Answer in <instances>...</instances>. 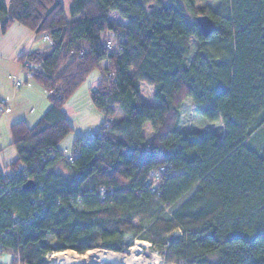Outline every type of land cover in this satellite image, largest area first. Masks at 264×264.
Listing matches in <instances>:
<instances>
[{
	"label": "trees",
	"instance_id": "16d2710c",
	"mask_svg": "<svg viewBox=\"0 0 264 264\" xmlns=\"http://www.w3.org/2000/svg\"><path fill=\"white\" fill-rule=\"evenodd\" d=\"M148 2L73 0L69 20L61 0H0V31L17 23L49 40L18 60L50 107L32 126L9 127L16 159L0 170L9 264L120 254L136 239L175 264H264V141L249 145L264 133V0ZM201 14L215 25L207 38ZM96 69L90 102L103 122L93 139L76 137L71 161L59 150L74 129L64 108ZM142 84L158 106L141 100ZM188 100L222 133L182 131Z\"/></svg>",
	"mask_w": 264,
	"mask_h": 264
},
{
	"label": "rangeland",
	"instance_id": "374dc122",
	"mask_svg": "<svg viewBox=\"0 0 264 264\" xmlns=\"http://www.w3.org/2000/svg\"><path fill=\"white\" fill-rule=\"evenodd\" d=\"M73 0H61L62 6L64 7V12H65V16L66 18H68L69 20H72L73 17H71L70 15V5L72 3ZM156 0H149L148 3H155ZM161 1H165L168 2L170 0H161ZM217 6H219V3H212L210 4V7L212 10H215L217 8ZM222 4L220 5V8L222 9ZM110 18L111 20L118 26H122L123 28L126 27V22L124 20H122L121 18L119 19V17L117 15H115L114 13L110 14ZM41 40H43V42H49L48 38L43 37ZM21 72L24 73L22 74V78H15L12 79V83L11 84V93L13 96H15V101L14 103H12V105H9V100H4L1 99L2 101L5 102V107L2 109L3 111L0 112V167H1V171L3 172L4 175H8L10 173L9 169H6L8 164L12 163L15 161L16 159V150L14 149V147L10 144L11 139H10V123L8 121V123L5 124L2 123V121L10 118V116L14 115L16 112V109H19V111H22L25 113V116L30 115L31 113L34 112H38V110L40 109V107L42 106L43 103L48 102V98H47V94H45L43 88L40 86L39 83L35 82L32 79V75L31 73H28V71H26L25 69H22L21 66ZM1 76H4L6 74H9L7 72L4 71H0ZM102 77V71L101 70H94L90 76L87 78V80L82 83L80 85V87L77 88V90L74 92V97L72 96L70 98V100L66 103L65 108L68 106V104H70V108L68 110V113H66L68 115V118L71 120V123L74 127L73 131L71 132V134H69L65 139H63L61 141L62 147L65 146L67 140L73 138L75 139L76 136L79 137H90V134H93L95 132L98 131L99 127H100V123L103 122V116L102 114L94 107V105L90 102V91L91 89H93L99 80H101ZM21 81V84L19 83V81ZM24 80L27 82L25 83ZM94 83L93 87L92 83ZM13 85V87H12ZM29 87H36L38 88L37 92L39 95H36V99L38 98V104H34L31 103V100L26 97L25 99H19L17 100V98H19L21 95H17L20 92H24L26 90V88ZM141 100H143L144 103L156 107L160 104V102L158 100L154 99V90L152 88H150L149 86H147L146 84H142L141 85ZM16 94V95H15ZM44 100V102H43ZM11 107V108H10ZM8 108V110L6 111L5 109ZM64 108V110H65ZM181 117H180V124H179V128L182 131L185 132H200V131H205V130H211L213 129V131H215L218 134L222 133L221 126L219 124H208V122L203 119L200 115H197L193 109V105L192 102L190 100H188V102H186L185 104L182 105L181 107ZM11 110V112H10ZM122 113H118L115 120H118L119 118H121ZM31 124V123H30ZM33 124V123H32ZM143 132L144 135L146 137V139L148 141L151 140L152 136H153V132L151 130L150 124L146 123L143 127ZM259 137L261 138L262 141H264V133H261L259 135H256L254 138V140L249 142V145L251 146V144H255L256 141L259 140ZM61 144L59 145V147L61 146ZM74 149V146L72 145V148L70 150H68L70 152H72V150ZM6 165V167H4ZM132 247H136L138 249V253L135 255L138 262H140V264H150L151 260L154 257L158 258L159 264H175V262H173L172 260H170L168 257H166L164 254L162 255L161 252H159L158 250H156L155 248L151 247V245L144 241V240H132L129 243V247L123 252L120 253L121 255H126L128 257H131V255L129 254L128 250ZM99 250L102 251H106L103 249L98 248ZM98 249H94V250H88V251H95ZM69 252H55L52 253L48 256L47 258V262L48 264H55L54 262V256H60V254H65V255H69L71 257H77V255L79 256H84L87 253L85 252V254H78L75 253L71 250H68ZM109 252V251H107ZM92 253V252H91ZM116 253V252H115ZM119 254V253H117ZM119 254V255H120ZM87 257V256H85ZM11 258L6 255V254H2L0 256V263L2 264V262H6L7 264H9V260ZM53 261V262H52Z\"/></svg>",
	"mask_w": 264,
	"mask_h": 264
},
{
	"label": "crops",
	"instance_id": "0c3cea01",
	"mask_svg": "<svg viewBox=\"0 0 264 264\" xmlns=\"http://www.w3.org/2000/svg\"><path fill=\"white\" fill-rule=\"evenodd\" d=\"M0 27H1V21H0ZM46 46H47V42L44 43L43 40L37 39L30 30L17 23H13L12 26L5 33L0 31V71L5 70V72L9 73L4 76H1L0 74V100L1 99L9 100V101L11 100L9 102L10 106L12 105V103L16 102L15 101L16 97L13 96L11 93V84H13L12 79L18 77L22 78L21 76L22 74H24L21 72V64L18 62L19 58L21 56H24L25 54L35 52L36 50H43L46 48ZM24 82L26 83L27 80L26 81L24 80ZM94 83L95 82L92 83L91 87H93ZM37 90L38 88L34 86L29 87L28 85V88H26L24 92H20L17 94V95H21L19 98H17V100L23 98L25 99L26 97H28L31 100V103H33V105L38 104L39 99L35 98L36 95H39ZM69 105L70 104H68V106L65 108L66 113H68V110L70 108ZM49 107H50L49 102H45L42 104L38 112L31 113L30 115L27 116H25L24 112L19 111V109H16L15 114L10 116L9 120L6 119L2 121V123H4L6 126L8 121L13 124L19 120H24L27 123V125L32 126L42 117V115L48 110ZM69 121L71 123L70 119ZM75 139L71 138L67 140L65 146L63 147L61 144L59 150L62 152H69L68 150L72 148ZM4 167H6V165Z\"/></svg>",
	"mask_w": 264,
	"mask_h": 264
},
{
	"label": "bare ground",
	"instance_id": "6f19581e",
	"mask_svg": "<svg viewBox=\"0 0 264 264\" xmlns=\"http://www.w3.org/2000/svg\"><path fill=\"white\" fill-rule=\"evenodd\" d=\"M92 253L85 256L71 257L69 255L60 254V256H54L55 264H140L136 258L138 249L132 247L128 250L131 257L126 255H119L112 251L95 250ZM53 262V261H52ZM143 264V263H142ZM150 264H159L158 258L154 257Z\"/></svg>",
	"mask_w": 264,
	"mask_h": 264
},
{
	"label": "water",
	"instance_id": "95a60500",
	"mask_svg": "<svg viewBox=\"0 0 264 264\" xmlns=\"http://www.w3.org/2000/svg\"><path fill=\"white\" fill-rule=\"evenodd\" d=\"M196 22L199 25L200 32L202 33L203 37L207 38L214 33L215 25L208 15H198L196 17ZM34 188L35 184L32 180L25 182V184L23 185V190L26 192H31V190H33Z\"/></svg>",
	"mask_w": 264,
	"mask_h": 264
},
{
	"label": "built area",
	"instance_id": "2783aa9c",
	"mask_svg": "<svg viewBox=\"0 0 264 264\" xmlns=\"http://www.w3.org/2000/svg\"><path fill=\"white\" fill-rule=\"evenodd\" d=\"M46 38H48L47 36H46ZM107 48H110V43H107ZM29 67H31L32 65L31 64H27ZM19 81V83L21 84V81L20 80H18ZM5 107V102L4 101H1L0 100V112L1 111H3L4 108ZM3 109V110H2ZM6 111L8 110V108H6L5 109ZM92 139H93V137H94V135H91L90 136ZM68 153V152H67ZM68 154H70V153H68ZM69 157H70V160L72 161L73 159H75L76 158V153H72V154H70L69 155ZM22 167H21V165H19V167H18V174H20L21 175V177H23V178H25L26 177V174H22L21 172H23L22 170ZM165 170V168L164 167H160V171H164ZM49 256V255H48ZM48 256L46 257V258H48ZM48 263V262H47ZM1 264V263H0ZM2 264H7L6 262H2Z\"/></svg>",
	"mask_w": 264,
	"mask_h": 264
}]
</instances>
